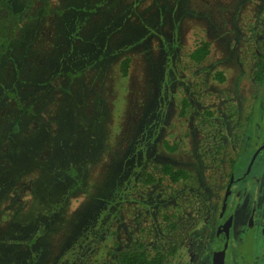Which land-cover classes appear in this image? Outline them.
<instances>
[{"label": "rangeland", "instance_id": "obj_1", "mask_svg": "<svg viewBox=\"0 0 264 264\" xmlns=\"http://www.w3.org/2000/svg\"><path fill=\"white\" fill-rule=\"evenodd\" d=\"M0 2L21 17L0 55V264H117L135 241L151 252L174 245L167 264H212L224 180L211 176L254 95L263 2ZM201 41L209 52L196 62ZM234 149L240 180L225 213L242 206L237 237L249 248L246 226L264 223V158L248 164ZM163 162L190 177L170 182ZM142 171L162 180L144 183ZM231 236L225 264L232 250L248 262ZM256 238L264 263V232Z\"/></svg>", "mask_w": 264, "mask_h": 264}, {"label": "flooded vegetation", "instance_id": "obj_2", "mask_svg": "<svg viewBox=\"0 0 264 264\" xmlns=\"http://www.w3.org/2000/svg\"><path fill=\"white\" fill-rule=\"evenodd\" d=\"M254 0H251V5L253 4ZM259 1V0H257ZM264 4V0H260ZM256 3V2H255ZM260 48L256 50L255 52L251 53V71H250V76H251V81L250 83H253V94L249 101L246 100L245 103V117H244V122H243V127H242V133L241 136L239 137L238 143L234 145V147L241 146L245 149V151L249 155V160L247 161L248 164H254L256 161H258L259 158H264V131L259 134V131H257V127L260 124V120H263L264 118V65L260 64V60L264 59V34L262 35V41L259 46ZM256 94H261V96H256ZM256 105V110H254V106ZM260 108L261 110L259 111ZM248 110V111H247ZM259 111V112H258ZM254 114V116H252ZM251 125V131H248V125ZM234 147L229 150H224L222 155L225 157V162L224 165L217 166L218 172L215 174H210L212 178H215L217 181H223L224 183L222 187L224 188L221 197V201L219 204V212L218 216L216 217V223H215V231H214V245H213V251L214 249L216 250V243L220 241V248L217 251L216 250V261L218 259L221 261V256L223 258L222 264H225V254L228 248V243L231 239V232L234 233V243L238 246L241 247L242 245L246 244L245 253H247V256L249 257L248 262L244 260V256H238L234 253V250H232V253L230 255V264H264V263H258L257 262V256L258 252L256 250V243H257V234L264 232V223H248L246 226L248 229V233L250 235L249 237V248L247 245V238H244L243 240L239 239L237 237L239 233V229L241 226L237 224V214L239 213V210L242 209V206L239 208V210L233 211L230 215L228 213H225V210L220 217L221 213V208L223 204V199L225 194H227V197L229 194L232 192L231 186L236 180H240L239 177L234 176V172L237 170V168H234V161L237 160L238 156V149L235 150ZM234 149V150H233ZM243 158L241 159V162H245ZM244 174H247V171H244ZM246 177V176H245ZM182 180V179H181ZM180 181V180H178ZM243 181V180H241ZM172 182V181H170ZM177 182V181H176ZM175 183V182H172ZM226 197V201H227ZM227 203V202H226ZM245 204L247 203V199L244 202ZM226 208V207H225ZM243 218V217H242ZM241 218V219H242ZM249 221V220H248ZM253 225H254V230H256V234L253 231ZM246 228V231H247ZM252 233V234H251ZM236 251V250H235ZM243 251V249H242ZM244 252V251H243ZM238 253V252H237ZM239 254V253H238ZM212 262V258H211ZM167 263V262H166Z\"/></svg>", "mask_w": 264, "mask_h": 264}, {"label": "trees", "instance_id": "obj_3", "mask_svg": "<svg viewBox=\"0 0 264 264\" xmlns=\"http://www.w3.org/2000/svg\"><path fill=\"white\" fill-rule=\"evenodd\" d=\"M20 13L11 9L5 3L0 2V55L6 51L7 45L15 38L17 30L20 27ZM209 52L208 41H201L190 52L189 56L192 60L199 62ZM130 59L125 56L120 62V73L126 75L129 68ZM260 64L264 65V59L260 60ZM215 76L222 80L223 74L220 71ZM182 108L186 107V101L181 104ZM162 176L169 181L176 182L181 179L190 177V172L182 167H175L168 162H163L159 166ZM162 176H153L149 172L142 171L141 178L144 183L161 181ZM176 251L174 245L169 246L166 250L148 251L141 242L135 241L131 246L121 249L117 253V264H167V257L173 255Z\"/></svg>", "mask_w": 264, "mask_h": 264}, {"label": "water", "instance_id": "obj_4", "mask_svg": "<svg viewBox=\"0 0 264 264\" xmlns=\"http://www.w3.org/2000/svg\"><path fill=\"white\" fill-rule=\"evenodd\" d=\"M226 197H227V194H225L224 196V199H223V204H222V208H221V213H220V217L222 216L224 210H225V207H226ZM216 250L214 249L213 251V255H212V264H216ZM222 260L223 258L221 257V261L219 264H222Z\"/></svg>", "mask_w": 264, "mask_h": 264}]
</instances>
